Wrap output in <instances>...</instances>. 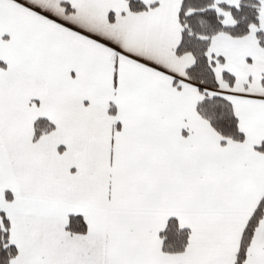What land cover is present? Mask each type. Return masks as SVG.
Segmentation results:
<instances>
[{
    "label": "snow or ice",
    "instance_id": "1",
    "mask_svg": "<svg viewBox=\"0 0 264 264\" xmlns=\"http://www.w3.org/2000/svg\"><path fill=\"white\" fill-rule=\"evenodd\" d=\"M0 264H264V0H0Z\"/></svg>",
    "mask_w": 264,
    "mask_h": 264
}]
</instances>
